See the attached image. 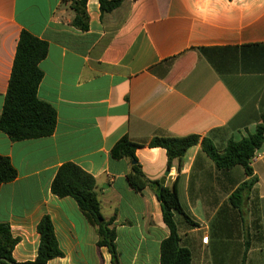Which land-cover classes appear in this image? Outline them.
Listing matches in <instances>:
<instances>
[{
	"label": "crops",
	"instance_id": "obj_1",
	"mask_svg": "<svg viewBox=\"0 0 264 264\" xmlns=\"http://www.w3.org/2000/svg\"><path fill=\"white\" fill-rule=\"evenodd\" d=\"M73 1L0 0V112L22 31L48 46L37 97L56 112L48 137L14 142L0 132V155L17 172L0 185V223L19 239L12 259H35L36 226L48 216L62 256L47 264H113L76 202L51 193L58 168L73 163L95 180L118 264H160L169 230L156 196L134 191L132 161L110 155L126 139L141 146L147 180L168 172L164 186L187 215L173 218L190 264H264V144L241 211L227 199L248 178L242 167L218 169L199 142L167 169L165 150L148 147L196 135L221 150L254 133L264 112V0H122L109 13L86 0V31L71 25Z\"/></svg>",
	"mask_w": 264,
	"mask_h": 264
},
{
	"label": "trees",
	"instance_id": "obj_2",
	"mask_svg": "<svg viewBox=\"0 0 264 264\" xmlns=\"http://www.w3.org/2000/svg\"><path fill=\"white\" fill-rule=\"evenodd\" d=\"M100 11L109 13L118 8L122 0H98ZM86 0H75L71 8L74 18L71 25L81 31L88 29V17L85 11ZM48 51L44 41L37 39L26 31H22L16 47L14 61L8 81L3 108L0 112V132L11 141H23L48 137L53 134L56 126V112L47 103L37 97V89L42 80L39 63ZM200 142L202 150L214 162L218 169L226 170L240 166L248 177L228 197V203L235 209L241 208L247 201L257 179L252 176L250 166L256 150L264 144V112L260 115L254 133L248 134L238 142L228 141L218 150L208 139L199 141L196 135L177 138H154L149 148H163L167 156V169L176 161L180 162L188 148ZM140 145L126 139L119 141L111 150L114 159L126 158L133 163L127 180L130 187L140 192L148 186L154 192L160 205L162 217L169 230V236L161 243L160 264H190V252L180 246V239L174 222V212L187 216L182 209L175 187L168 188L159 181L147 180L135 156ZM17 177L16 169L8 157L0 155V185L9 183ZM51 193L58 197L72 198L82 214L94 225L98 234V246H106L112 262H117L114 244L115 232L110 228V221H105L100 213V203L95 191L94 178L73 163L62 164L51 183ZM39 235L37 255L33 261L16 263L12 259V250L18 242L13 238L7 224L0 223V264H47L50 260L62 256L58 247L52 222L48 216L40 219L36 226ZM245 248H248L246 243ZM118 263V262H117Z\"/></svg>",
	"mask_w": 264,
	"mask_h": 264
},
{
	"label": "water",
	"instance_id": "obj_3",
	"mask_svg": "<svg viewBox=\"0 0 264 264\" xmlns=\"http://www.w3.org/2000/svg\"><path fill=\"white\" fill-rule=\"evenodd\" d=\"M132 163H134V162H132ZM168 174V172H165V174H164V177H162L160 180H159V183L161 184V185H164V180H165V176ZM113 264H118L117 262H114Z\"/></svg>",
	"mask_w": 264,
	"mask_h": 264
},
{
	"label": "built area",
	"instance_id": "obj_4",
	"mask_svg": "<svg viewBox=\"0 0 264 264\" xmlns=\"http://www.w3.org/2000/svg\"><path fill=\"white\" fill-rule=\"evenodd\" d=\"M203 241L205 242L206 241V238H204Z\"/></svg>",
	"mask_w": 264,
	"mask_h": 264
}]
</instances>
